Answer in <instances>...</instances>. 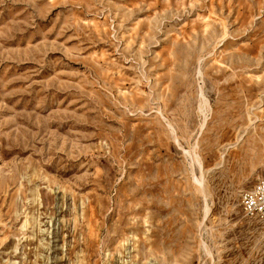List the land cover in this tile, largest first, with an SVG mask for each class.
I'll list each match as a JSON object with an SVG mask.
<instances>
[{"label": "rangeland", "instance_id": "1", "mask_svg": "<svg viewBox=\"0 0 264 264\" xmlns=\"http://www.w3.org/2000/svg\"><path fill=\"white\" fill-rule=\"evenodd\" d=\"M263 175L264 0H0V264H264Z\"/></svg>", "mask_w": 264, "mask_h": 264}, {"label": "built area", "instance_id": "2", "mask_svg": "<svg viewBox=\"0 0 264 264\" xmlns=\"http://www.w3.org/2000/svg\"><path fill=\"white\" fill-rule=\"evenodd\" d=\"M241 205L247 216L264 222V175L241 193Z\"/></svg>", "mask_w": 264, "mask_h": 264}, {"label": "bare ground", "instance_id": "3", "mask_svg": "<svg viewBox=\"0 0 264 264\" xmlns=\"http://www.w3.org/2000/svg\"><path fill=\"white\" fill-rule=\"evenodd\" d=\"M204 192L206 193V190H205V188H204ZM206 208H207V213H208V207L206 206Z\"/></svg>", "mask_w": 264, "mask_h": 264}]
</instances>
